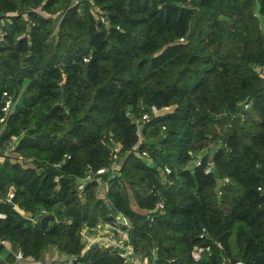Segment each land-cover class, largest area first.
<instances>
[{"label":"trees","instance_id":"obj_1","mask_svg":"<svg viewBox=\"0 0 264 264\" xmlns=\"http://www.w3.org/2000/svg\"><path fill=\"white\" fill-rule=\"evenodd\" d=\"M69 3L0 0V115L2 92L22 89L0 133V238L28 264L51 246L64 259L80 253L84 224L121 211L151 264H264V0H94L108 29L88 1ZM109 131L121 145L116 175L106 194L90 182L80 195L86 165L111 164ZM136 143L147 157L129 152ZM195 244H212L211 255L193 260ZM80 262L122 259L91 247Z\"/></svg>","mask_w":264,"mask_h":264},{"label":"built area","instance_id":"obj_2","mask_svg":"<svg viewBox=\"0 0 264 264\" xmlns=\"http://www.w3.org/2000/svg\"><path fill=\"white\" fill-rule=\"evenodd\" d=\"M81 0H70L69 6H74L79 4ZM92 5V14L94 16V19L97 23V27L100 28L102 25L104 28L108 29L110 27V21L103 9H101L98 5L94 3V0H86ZM64 15L63 11H58L56 13V25L60 22ZM118 28V26H116ZM6 32L3 29L2 21L0 19V40H2L5 36ZM180 41L183 40V38H179ZM84 61H87L86 58L83 59ZM264 72V68L258 69V71ZM22 93V89L17 94H9L6 91L2 92L3 96V103L1 105V115H0V133L5 128L7 121L11 114L14 112L15 107L17 103L19 102L20 96ZM170 107L163 108V109H169ZM245 109H250V105L246 104L244 106ZM157 110L155 108L152 109V113L154 115H160V112L163 110ZM128 114V112H126ZM150 116L149 114L145 113L141 116V119L138 122V125H142L144 122L149 121ZM141 122V124H139ZM164 129V127H162ZM108 141H109V152L111 157V164L109 166H102L98 168H93L92 165L87 164L85 169L83 170V175L78 178V181L76 183L75 190L78 194L83 195L85 187L90 182H95L98 185L101 186L103 189V193L106 194L109 189V180L113 179L117 172V162L119 155L121 153V145L114 139V135L111 131L107 134ZM12 140H16L15 137H12ZM214 150V147H213ZM7 152V151H6ZM133 155L137 157H147L146 151H140L138 149V143H136L130 150ZM70 158L69 155H63V157L52 163V166L54 168L59 169L68 159ZM17 160L20 162H23L24 159L21 156L17 157ZM201 165V157H196L192 161V169L195 167H198ZM212 163L208 162L206 166L204 167V172L208 173L210 172ZM170 173L169 168H164V174ZM61 176L55 175L54 181L58 184ZM224 181H227V178L224 179ZM221 184V181L219 180V185ZM150 193H153L152 190H149ZM217 197L221 196L220 188L217 187L216 190ZM13 196V192L10 191L7 194L6 200L10 202L11 198ZM163 210V203L161 201H158L154 208L152 209V212L155 214L158 212H162ZM41 213H46L45 210H41ZM149 214V212H148ZM155 214H149L147 215L148 218V225L151 226L154 222V215ZM4 214H0V218H4ZM131 230H132V223L129 220L127 216H125L121 211H117L115 213H111L108 215L107 219H99L95 224L88 225L84 224L79 232V240L82 245L81 251L79 254L70 253L68 254L63 260L64 264H82L80 262V257L91 247H97L101 250H106L110 254L116 255L122 259V264H151L149 261V258L147 256H141L137 254L134 251L133 243L131 240ZM204 235V229L203 232L199 235V237H203ZM213 244L218 247L222 248V245L218 241H214ZM0 246L5 248V250L12 254L13 256V264H25L24 255L20 248H11L10 244L4 240L3 238H0ZM52 247V246H51ZM212 244H205V245H198L195 244L192 246L190 255L193 260L198 261L201 260L204 255H211L212 253ZM54 250H56L54 247H52ZM57 254V251L56 253ZM57 257V255H56ZM221 264H229V260L222 256L221 258ZM235 264H241V262H236Z\"/></svg>","mask_w":264,"mask_h":264},{"label":"crops","instance_id":"obj_3","mask_svg":"<svg viewBox=\"0 0 264 264\" xmlns=\"http://www.w3.org/2000/svg\"><path fill=\"white\" fill-rule=\"evenodd\" d=\"M213 151V150H212ZM2 253H6V250L5 248H3L2 252L0 253V259L1 260H4V255ZM56 253V250H54L52 247H49L47 249V252H46V255H47V259H46V263L45 264H58L57 261L58 258L56 257L57 254ZM9 264H13V263H9ZM25 264H28V263H25Z\"/></svg>","mask_w":264,"mask_h":264},{"label":"rangeland","instance_id":"obj_4","mask_svg":"<svg viewBox=\"0 0 264 264\" xmlns=\"http://www.w3.org/2000/svg\"><path fill=\"white\" fill-rule=\"evenodd\" d=\"M212 150H213V147H210V151L209 152H211ZM2 160H3V158L0 157V161H2ZM57 258H58V260L55 261V262H57L58 264H64L63 256H60V255L57 254ZM45 263H46V259H45V261L43 260V261H39L37 263H32V264H45Z\"/></svg>","mask_w":264,"mask_h":264},{"label":"water","instance_id":"obj_5","mask_svg":"<svg viewBox=\"0 0 264 264\" xmlns=\"http://www.w3.org/2000/svg\"><path fill=\"white\" fill-rule=\"evenodd\" d=\"M171 110H172V108H169L168 110H167V109H163V110L160 112V115H162V114H166V113H169ZM139 124H141V122H140Z\"/></svg>","mask_w":264,"mask_h":264}]
</instances>
